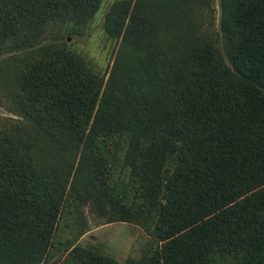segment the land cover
<instances>
[{
    "label": "trees",
    "instance_id": "trees-1",
    "mask_svg": "<svg viewBox=\"0 0 264 264\" xmlns=\"http://www.w3.org/2000/svg\"><path fill=\"white\" fill-rule=\"evenodd\" d=\"M100 1L0 0V67L23 117L0 127V264L46 260L75 182L102 222L174 244L172 264L195 248L264 264V0H218L219 29L211 0H135L107 27L121 36L107 78L42 38Z\"/></svg>",
    "mask_w": 264,
    "mask_h": 264
},
{
    "label": "rangeland",
    "instance_id": "rangeland-1",
    "mask_svg": "<svg viewBox=\"0 0 264 264\" xmlns=\"http://www.w3.org/2000/svg\"><path fill=\"white\" fill-rule=\"evenodd\" d=\"M134 3L135 0H101L98 8L83 22L50 21L43 32V42L66 44L107 78L121 44V36L111 34L107 27H113L111 20L118 19V15ZM208 6L210 18L207 20L212 19L211 24L219 29L218 0H211ZM22 52L20 55H25ZM8 54L0 51V61ZM6 67L5 63L0 67V127L23 120L6 86ZM82 185L75 182L69 189L48 256L42 264H172L176 251L174 244L157 240L131 221L102 222L97 204L90 200L89 186L84 182ZM208 256L207 249L195 248L189 264H207Z\"/></svg>",
    "mask_w": 264,
    "mask_h": 264
}]
</instances>
